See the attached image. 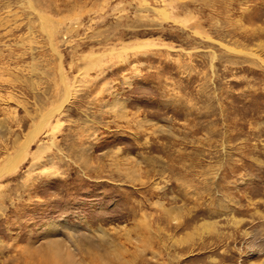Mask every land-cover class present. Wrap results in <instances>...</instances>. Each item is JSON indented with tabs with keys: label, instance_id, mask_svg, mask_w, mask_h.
I'll list each match as a JSON object with an SVG mask.
<instances>
[{
	"label": "rangeland",
	"instance_id": "374dc122",
	"mask_svg": "<svg viewBox=\"0 0 264 264\" xmlns=\"http://www.w3.org/2000/svg\"><path fill=\"white\" fill-rule=\"evenodd\" d=\"M0 264H264V0H0Z\"/></svg>",
	"mask_w": 264,
	"mask_h": 264
},
{
	"label": "bare ground",
	"instance_id": "6f19581e",
	"mask_svg": "<svg viewBox=\"0 0 264 264\" xmlns=\"http://www.w3.org/2000/svg\"><path fill=\"white\" fill-rule=\"evenodd\" d=\"M59 106V105H58ZM60 107V106H59ZM58 109V108H57ZM51 114V113H50ZM45 116V115H44ZM46 117H48V116H46ZM25 147V146H24ZM26 148V147H25ZM17 158V157H16ZM15 159L13 158V159H11L10 161H9V163H8V165H11V164H13L15 161H14Z\"/></svg>",
	"mask_w": 264,
	"mask_h": 264
}]
</instances>
